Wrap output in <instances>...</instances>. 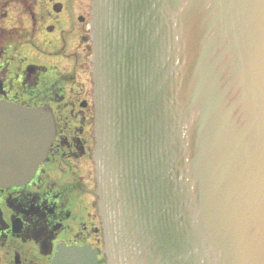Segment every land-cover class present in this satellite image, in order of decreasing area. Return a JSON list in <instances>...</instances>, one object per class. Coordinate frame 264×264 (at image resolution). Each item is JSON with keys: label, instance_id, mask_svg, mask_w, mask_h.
I'll use <instances>...</instances> for the list:
<instances>
[{"label": "water", "instance_id": "water-1", "mask_svg": "<svg viewBox=\"0 0 264 264\" xmlns=\"http://www.w3.org/2000/svg\"><path fill=\"white\" fill-rule=\"evenodd\" d=\"M92 16L111 258L264 264V0H92ZM54 132L50 109L0 100V184L30 179ZM97 252L60 245L49 264Z\"/></svg>", "mask_w": 264, "mask_h": 264}, {"label": "flooded vegetation", "instance_id": "flooded-vegetation-1", "mask_svg": "<svg viewBox=\"0 0 264 264\" xmlns=\"http://www.w3.org/2000/svg\"><path fill=\"white\" fill-rule=\"evenodd\" d=\"M66 2L0 0V99L49 107L56 121L55 138L34 175L0 185V264H49L63 244L97 247L102 262V227L82 203L81 134L68 120L94 110L84 96L93 94L85 89L87 73L93 81L90 18L85 22Z\"/></svg>", "mask_w": 264, "mask_h": 264}, {"label": "rangeland", "instance_id": "rangeland-1", "mask_svg": "<svg viewBox=\"0 0 264 264\" xmlns=\"http://www.w3.org/2000/svg\"><path fill=\"white\" fill-rule=\"evenodd\" d=\"M67 2V6L70 8V6H72L73 11H75V13L77 12V14L80 15H84V20L86 22V20L88 18H90V9H91V0H66ZM9 6H11L9 4ZM12 6H14V9H12V7H9V13L15 14L17 13L15 11V5L12 4ZM63 14V12H62ZM4 22V20L1 21V23ZM7 22V21H5ZM42 36V35H40ZM88 79V82H85V89L90 93V90L93 88V81L91 83L90 79H89V74L87 73V77L86 80ZM84 96H86L88 99L91 100L90 103V108L92 109L93 107V94L92 92L87 95L86 93L84 94ZM91 113L93 114V111H91ZM89 126V141L87 144V149L84 155H82L81 160H79V172L82 175V180L84 181V193L82 194V203H84V205H86L87 207H89V210L94 212V218L96 220V223H100V226L102 224V216L101 213L99 211V205L97 203L98 200V183H97V178H96V167H95V159H94V149H95V142H96V136H95V127L93 124H88ZM103 234V225H102V232H101V236ZM103 236L101 237V242L100 243V247L104 248V243H103ZM97 242V243H98ZM102 262L101 264H107V254L104 250L102 251Z\"/></svg>", "mask_w": 264, "mask_h": 264}, {"label": "trees", "instance_id": "trees-1", "mask_svg": "<svg viewBox=\"0 0 264 264\" xmlns=\"http://www.w3.org/2000/svg\"><path fill=\"white\" fill-rule=\"evenodd\" d=\"M92 119H93L92 114L91 115L88 114V116L82 117L81 120H77L74 118H73V120H71V118L68 117L70 130L72 132L81 134V141L79 143V148L78 147L76 148V153H78L77 155H80V151L82 150V147L84 146V142L87 141L86 140V134H87L86 127L88 126V124H90L92 122ZM56 147H58V146H56ZM55 149H57V148H54L53 150H55ZM62 149H64V148H62ZM52 153H53V151H52Z\"/></svg>", "mask_w": 264, "mask_h": 264}]
</instances>
